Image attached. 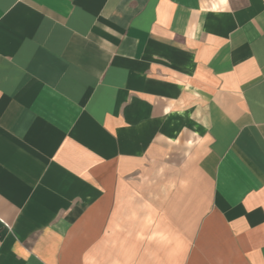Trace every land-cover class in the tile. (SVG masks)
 I'll return each mask as SVG.
<instances>
[{
    "label": "crops",
    "instance_id": "0c3cea01",
    "mask_svg": "<svg viewBox=\"0 0 264 264\" xmlns=\"http://www.w3.org/2000/svg\"><path fill=\"white\" fill-rule=\"evenodd\" d=\"M0 264H264V0H0Z\"/></svg>",
    "mask_w": 264,
    "mask_h": 264
}]
</instances>
